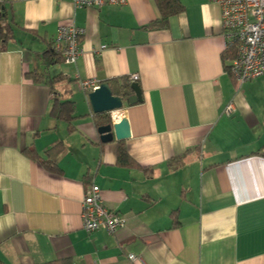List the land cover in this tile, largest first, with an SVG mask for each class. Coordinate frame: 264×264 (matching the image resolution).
Instances as JSON below:
<instances>
[{"label": "crops", "instance_id": "0c3cea01", "mask_svg": "<svg viewBox=\"0 0 264 264\" xmlns=\"http://www.w3.org/2000/svg\"><path fill=\"white\" fill-rule=\"evenodd\" d=\"M2 1L15 31L0 51V264H264V75L245 89L227 72L219 8L178 0L168 28L148 30L154 0ZM71 24L85 30L83 54L53 62L46 53ZM30 73L61 76L70 126L50 116V88ZM135 74L142 101L125 102L115 121L93 114L78 87L94 79L118 96ZM122 117L129 138L102 143L98 127ZM119 146L132 166L119 165ZM90 184L125 218L115 234L83 230Z\"/></svg>", "mask_w": 264, "mask_h": 264}, {"label": "built area", "instance_id": "2783aa9c", "mask_svg": "<svg viewBox=\"0 0 264 264\" xmlns=\"http://www.w3.org/2000/svg\"><path fill=\"white\" fill-rule=\"evenodd\" d=\"M2 0H0L1 2ZM215 4L220 11V21L223 35L226 39V50L234 53L230 64V74L235 81L242 85L256 80L264 75V0H208ZM127 0H72L76 8H100L104 5L122 6ZM84 28L74 24L60 26L53 39V50L60 54L63 63L74 65L83 54L81 41ZM104 48V46H103ZM135 83L138 76L129 77ZM99 82L86 79L78 83L80 90L90 93L99 88ZM231 112V106L227 107ZM116 112L111 113V120L115 121ZM82 228L91 233L105 230L108 234H115L125 227V218L114 210L105 207L100 188L90 184L84 192L81 202ZM129 255V260H134Z\"/></svg>", "mask_w": 264, "mask_h": 264}, {"label": "trees", "instance_id": "16d2710c", "mask_svg": "<svg viewBox=\"0 0 264 264\" xmlns=\"http://www.w3.org/2000/svg\"><path fill=\"white\" fill-rule=\"evenodd\" d=\"M156 8L158 9L159 16L158 18L153 21L149 26H147L148 30H164L168 28L169 18L176 14H179L183 10V6L179 3L178 0H154ZM14 31L15 28L11 22L7 20V12L4 6L3 1L0 2V51L5 50L9 47V44L14 40ZM53 44L51 43L50 48L48 49L46 55L50 57L51 60H54L58 63L59 61L63 62L62 56L54 52L52 48ZM225 57L227 60L233 61L234 53L231 50H225ZM227 72L230 74V65L226 67ZM231 75V74H230ZM27 77L33 79L36 83H45L49 88L50 92L53 95V100L51 103V107L49 109V114L51 117L65 121L69 126L71 125L72 121L77 118L75 116V105L74 102L69 99H62L60 94L57 91V87L62 81L60 75L50 77L47 75H39L36 73L27 74ZM132 82L130 80H124L121 86V92L118 96H124L127 98L131 95L132 91L130 88ZM117 96V95H116ZM98 115V114H96ZM109 122V121H107ZM32 158H37L38 155L35 154L33 151ZM30 153V154H31ZM29 154V152H28ZM117 157L119 165L123 166H132L133 162L127 155L126 150L119 146L117 150ZM184 156L178 157L173 159L169 165L172 168H177L181 164H183ZM42 165L48 169L50 172H59L57 165L50 161L44 160L42 161ZM70 264L68 261H54L46 264Z\"/></svg>", "mask_w": 264, "mask_h": 264}, {"label": "water", "instance_id": "95a60500", "mask_svg": "<svg viewBox=\"0 0 264 264\" xmlns=\"http://www.w3.org/2000/svg\"><path fill=\"white\" fill-rule=\"evenodd\" d=\"M132 94L125 98L124 96L113 95L109 84L103 83L99 88L88 94L89 103L93 114H108L111 120V113L121 110L123 104H135L142 101L141 89L139 85L131 83ZM102 143L121 141L129 138L130 128L126 118L122 117L119 122L112 124V122L101 125L97 129Z\"/></svg>", "mask_w": 264, "mask_h": 264}, {"label": "rangeland", "instance_id": "374dc122", "mask_svg": "<svg viewBox=\"0 0 264 264\" xmlns=\"http://www.w3.org/2000/svg\"><path fill=\"white\" fill-rule=\"evenodd\" d=\"M256 81H257V80H253V81H250V82L244 83V85H242V86H244L245 89H246L247 87H251V85L255 84ZM238 87H239V85H238ZM252 89H254V88L252 87ZM261 102L264 103V97L262 98Z\"/></svg>", "mask_w": 264, "mask_h": 264}]
</instances>
